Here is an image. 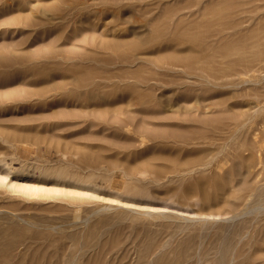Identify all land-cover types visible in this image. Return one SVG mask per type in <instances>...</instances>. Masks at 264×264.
<instances>
[{
	"label": "rangeland",
	"instance_id": "1",
	"mask_svg": "<svg viewBox=\"0 0 264 264\" xmlns=\"http://www.w3.org/2000/svg\"><path fill=\"white\" fill-rule=\"evenodd\" d=\"M0 264H264V0H0Z\"/></svg>",
	"mask_w": 264,
	"mask_h": 264
},
{
	"label": "bare ground",
	"instance_id": "2",
	"mask_svg": "<svg viewBox=\"0 0 264 264\" xmlns=\"http://www.w3.org/2000/svg\"><path fill=\"white\" fill-rule=\"evenodd\" d=\"M62 173H63V172H62ZM57 175H58V176H61L62 174H61V173H59V174H57ZM26 187H28V185H27ZM26 189H28V188H26ZM26 189H25V190H26Z\"/></svg>",
	"mask_w": 264,
	"mask_h": 264
}]
</instances>
